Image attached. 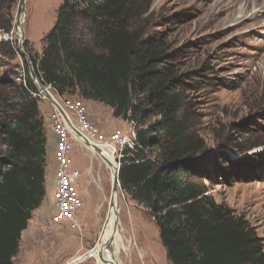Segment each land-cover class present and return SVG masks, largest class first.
<instances>
[{
	"label": "rangeland",
	"instance_id": "obj_1",
	"mask_svg": "<svg viewBox=\"0 0 264 264\" xmlns=\"http://www.w3.org/2000/svg\"><path fill=\"white\" fill-rule=\"evenodd\" d=\"M63 2L26 0L22 14L21 0L12 6L9 0H3L0 17L5 24L10 9L13 28L9 33L0 28V43H10L16 53L13 58L8 57L1 46L0 115L19 106L23 101L20 88L28 87L30 70L19 50V37L14 33L17 19L23 18L26 53L41 57L45 37L55 26ZM120 3L125 6L124 20L130 32H135L144 45L163 53V59L158 61L163 71L176 72L171 85L185 96L177 117L188 116L189 132L196 142L194 159L187 168L203 179L207 195L249 224L264 250V0H121ZM84 22L79 25L80 31H84ZM39 94L48 140L47 195L22 233L14 262L68 264L92 251L97 238H101L109 213L113 176L102 157L78 144L72 157L74 167L82 173V191L86 192L82 225L73 231L67 224H53L51 180L55 164L49 126L52 111L40 90ZM61 97L85 103L90 120L108 136L121 131L124 138H132L133 132L146 130L160 119L159 114H148L152 110L148 106L140 109L144 117L123 120L116 118L110 107L85 100L79 92ZM2 150L4 155L6 148L0 144V165ZM156 152L151 146L146 154L154 158ZM120 194L119 235L125 245L132 247L129 254L120 253V264H170L150 210L122 188ZM108 252L114 253V247ZM111 257L108 254L103 264H111ZM81 264H98V260L91 255Z\"/></svg>",
	"mask_w": 264,
	"mask_h": 264
},
{
	"label": "trees",
	"instance_id": "obj_2",
	"mask_svg": "<svg viewBox=\"0 0 264 264\" xmlns=\"http://www.w3.org/2000/svg\"><path fill=\"white\" fill-rule=\"evenodd\" d=\"M16 1L9 0L10 5ZM120 2L64 0L43 55L29 53L38 77L59 96L79 92L110 107L116 118L144 117L143 106L152 107L146 114L160 115L146 130H137L132 149L123 150L119 181L150 210L170 264H264L255 231L207 195L203 179L187 168L196 142L188 116L177 117L185 96L171 85L176 72L163 71L158 65L163 53L130 32ZM10 12L5 24L0 17V28L8 33ZM82 21L84 31L79 30ZM1 43L3 54L13 58L11 44ZM26 82L28 87L20 88L23 101L0 115V144L6 148L0 165V264H16L22 233L47 195L46 123L34 95L39 89L30 75ZM151 146L157 149L154 158L146 154Z\"/></svg>",
	"mask_w": 264,
	"mask_h": 264
},
{
	"label": "built area",
	"instance_id": "obj_3",
	"mask_svg": "<svg viewBox=\"0 0 264 264\" xmlns=\"http://www.w3.org/2000/svg\"><path fill=\"white\" fill-rule=\"evenodd\" d=\"M49 91L53 90L48 86ZM54 91V90H53ZM41 93V91H40ZM43 94V93H41ZM59 107L52 103L44 94L43 98L50 106V131L56 138V148L54 151L55 169L52 176V199L54 205V215L52 217L54 225L67 224L68 228L77 231L81 228L79 215L83 210L81 171L73 165V151L78 144L85 145L77 132L86 140L97 147L113 150V155L121 169V159L123 148H133L136 134L132 133V138H124L121 131H116L108 136L95 125L89 117V111L85 103L66 99L58 94L54 95ZM40 96V94H34ZM70 123L66 121V117ZM128 139V142L126 141ZM133 139V140H132ZM131 141V142H130ZM132 143L131 144H129Z\"/></svg>",
	"mask_w": 264,
	"mask_h": 264
},
{
	"label": "bare ground",
	"instance_id": "obj_4",
	"mask_svg": "<svg viewBox=\"0 0 264 264\" xmlns=\"http://www.w3.org/2000/svg\"><path fill=\"white\" fill-rule=\"evenodd\" d=\"M21 23L23 24V18L22 17H21ZM21 33H23V29H21L18 32V35L17 34L16 35L17 36H21ZM55 140H56V138H55ZM84 147L88 148V150L91 151L93 154L96 153L95 150H94V148L88 147L86 145H84ZM112 151L113 150H107V149L105 150V149H103V151H102L103 155L102 156L106 160H108L110 162V165H109L103 159L104 163H106V165L108 166V168L110 170L111 175L114 178L115 173H116V167L117 166L115 165V160H114L115 158H114V155H113V152ZM81 180H82V175H81ZM81 192H82V189H81ZM120 195H118L116 197V199H115L116 207H115V209H113V210L110 211V218L104 224V227L105 226L106 227H105V230H104L101 238H97V243H95V245H94L95 247L92 248L93 249L92 251H90L89 253L86 252L84 254V255L88 256V258L86 260L90 259L91 258V255H93V257L97 258L98 264H103L104 261L101 260L100 256H102V258L104 260H106V257L109 254L110 256H112L111 257L112 258L111 264H120V259H119L120 253H122V252H125V254H129L130 253V247L131 246L129 247V246L125 245L122 237L119 235V230L117 232L114 230L115 229L116 222H117V213L120 212V205H119V197H120ZM82 199H83V196H82ZM83 203H84V201H83ZM79 221H80V224L82 225L80 215H79ZM108 242H112V246L114 247V253L107 252V250H106V244ZM81 256H79V257H81ZM78 258H76L74 260H77ZM81 263H83V262H81Z\"/></svg>",
	"mask_w": 264,
	"mask_h": 264
},
{
	"label": "water",
	"instance_id": "obj_5",
	"mask_svg": "<svg viewBox=\"0 0 264 264\" xmlns=\"http://www.w3.org/2000/svg\"><path fill=\"white\" fill-rule=\"evenodd\" d=\"M25 3H26V0H21V13L24 14L25 12ZM21 17L20 16L17 21H16V25H15V28H14V33L18 35V32L22 29V23H21ZM19 37V50L21 51L22 55L26 58L27 60V63H28V67H29V70H30V76H31V79L33 82H35L38 87H39V90L41 91V93H43L52 103H54L56 106L59 107L58 103L56 102L54 96L51 94V92L49 91V88L45 85L42 84L40 78L38 77L37 75V72L35 71V68L30 60V57L29 55L26 53L25 49H24V42H25V37H24V33H21V36H18ZM64 114V112H63ZM64 116L66 117V115L64 114ZM66 121L68 123H70L69 119L66 117ZM77 136H79L81 139V142L83 144H85L86 146L88 147H92L94 148L95 152L100 156L102 157L109 165H110V162L108 160H106L102 155V149L97 147L96 145L92 144L91 142H89L88 140H86L84 137H82V135L80 133H76ZM115 160V159H114ZM115 165L117 166L116 167V173H115V176L113 178V189H112V194H111V198H110V205H109V213L106 217V220H105V223L106 221H108V219L110 218V211L115 209L116 207V202H115V199L116 197L120 194V189H121V185H120V181H119V172H120V169H119V166H118V163L116 162L115 160ZM118 226H119V212L117 213V222H116V225H115V231L117 232L119 229H118ZM95 245V244H94ZM95 246H93L94 248ZM112 248V242H108L106 244V250L107 252L110 251ZM88 258V256L86 255H82L81 257H79L77 260H73L71 261L70 263L68 264H80L81 262H84L86 259ZM101 260L102 261H106L102 258V256H100Z\"/></svg>",
	"mask_w": 264,
	"mask_h": 264
},
{
	"label": "crops",
	"instance_id": "obj_6",
	"mask_svg": "<svg viewBox=\"0 0 264 264\" xmlns=\"http://www.w3.org/2000/svg\"><path fill=\"white\" fill-rule=\"evenodd\" d=\"M50 137H52L53 138V143H54V151H55V148H56V144H55V137H54V135L51 133V135H50ZM54 151H53V153H54ZM54 155V154H53ZM83 183V182H82ZM86 192L83 190L82 191V196H83V201H84V205H85V198H86V194H85ZM83 216H84V207H83V210H82V212L80 213V217H81V223H82V219H83ZM78 258V257H77ZM76 259V258H75ZM73 261V260H72Z\"/></svg>",
	"mask_w": 264,
	"mask_h": 264
}]
</instances>
